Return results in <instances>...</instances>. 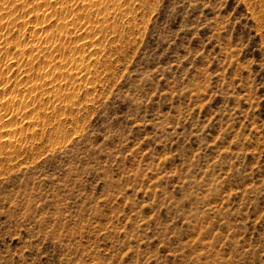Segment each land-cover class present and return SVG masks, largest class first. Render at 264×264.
I'll return each mask as SVG.
<instances>
[{"label": "rangeland", "instance_id": "obj_1", "mask_svg": "<svg viewBox=\"0 0 264 264\" xmlns=\"http://www.w3.org/2000/svg\"><path fill=\"white\" fill-rule=\"evenodd\" d=\"M0 264H264V0H0Z\"/></svg>", "mask_w": 264, "mask_h": 264}]
</instances>
